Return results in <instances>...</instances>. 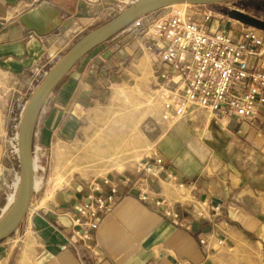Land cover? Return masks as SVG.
<instances>
[{
  "label": "crops",
  "instance_id": "1",
  "mask_svg": "<svg viewBox=\"0 0 264 264\" xmlns=\"http://www.w3.org/2000/svg\"><path fill=\"white\" fill-rule=\"evenodd\" d=\"M120 1L0 0V207L15 195L20 178L19 160L9 161L5 144L15 97L17 102L27 97L78 35L120 13L125 8ZM169 11L142 20L154 21ZM146 49L150 53L148 44ZM149 57L153 69L158 67ZM168 84L152 78L158 95L176 82ZM260 109L245 120L214 117L209 123L196 107L188 117L173 120L143 160L156 172L138 162L113 176L119 187L116 203L93 232L98 257L87 254L72 221L74 205L84 200L92 182L71 181L53 199L49 186L34 194L20 229L0 242V264H234L232 245L246 240L252 227L264 230V106ZM40 150L42 164L46 151ZM126 176L132 179L128 187L121 184ZM141 189L147 201L140 200ZM158 200L162 206L155 205ZM166 207L183 218L184 226L163 215ZM255 245L264 255V241Z\"/></svg>",
  "mask_w": 264,
  "mask_h": 264
},
{
  "label": "rangeland",
  "instance_id": "2",
  "mask_svg": "<svg viewBox=\"0 0 264 264\" xmlns=\"http://www.w3.org/2000/svg\"><path fill=\"white\" fill-rule=\"evenodd\" d=\"M126 1H120L122 7L125 6L124 9L131 5H129V1ZM207 7L224 16V19L220 21L221 23L218 22V19L213 22L214 27L215 25L227 27L233 35H238L239 27L236 25L238 24L236 21H232L227 17V12L230 9L237 8L264 19V1L229 2L208 5ZM194 10V8H191V11ZM197 11L201 12L195 13L196 16L203 20L202 10ZM117 13L112 14V17L108 18L106 22L116 17ZM151 21L143 19L139 24H135L134 22L124 29L126 31L123 30L124 32L116 34L93 49L74 66L70 73L56 87L57 93L46 104V113L41 120L39 135L41 141L39 142V147L46 151V156H44L42 164H39L45 171L43 175L44 182L34 193L35 196L38 197L43 194L44 188L49 186L51 189L49 198L53 199L55 192L68 185L71 181H88L91 183L95 179H101L106 176L108 178L113 177L118 173L130 169L132 165L142 162L149 153L155 151L157 142L168 128L171 127L173 121L166 120L163 117L164 98L163 96H158L151 85L152 78L155 81L158 80L157 75L154 74V70H158L162 66L159 64V58L153 54L156 52L148 49L149 53L146 49V44L149 47L151 42V37L149 36V29L152 26ZM90 31L78 35L70 46L46 70L50 72L66 52ZM144 53H149L148 55L153 56V60L159 66H155L153 69L151 62L149 76L147 78H137L134 66L141 61L145 55ZM166 65L167 67L170 66ZM46 75L42 73L38 81L33 83L31 87H33L34 91L28 90L27 97L23 96V99L18 102L17 97H15L9 109L5 144L10 162H14L11 150L15 134L13 123L15 114L21 110L24 104L29 102L31 96L45 79ZM119 86H126L131 90V94L135 96L136 101L139 103L148 104V101L153 102L152 107L154 109L149 111L147 117H145L139 127L140 138L143 140L138 149L123 156L124 162L121 169L107 171L104 176L101 174V171L97 170H90L89 173L82 174L74 170V165L78 161L84 160L82 146L87 142L86 136L92 135L97 127L101 130L104 129V133L107 134L108 126L106 125V120L96 119V116L101 112L107 115L110 110H114L113 112H115L121 109L123 111L129 107L128 105L125 107L123 101H118L117 105L114 103L115 88ZM113 103L115 106H113ZM235 122L238 123L239 121L235 119ZM110 123L108 124L109 127L111 126ZM145 142H148L151 148L142 146ZM63 157L66 159L65 162ZM12 170L10 171L9 179H12ZM9 186L12 187V185ZM250 230V234L247 235L246 240L239 241L231 247V249L233 248L232 256L234 264H264V255L261 249L255 245L260 239L264 241V230H256L253 227Z\"/></svg>",
  "mask_w": 264,
  "mask_h": 264
},
{
  "label": "built area",
  "instance_id": "3",
  "mask_svg": "<svg viewBox=\"0 0 264 264\" xmlns=\"http://www.w3.org/2000/svg\"><path fill=\"white\" fill-rule=\"evenodd\" d=\"M202 17L203 22H200L195 12L184 7L170 9L151 21L148 49L155 51L162 63L155 75L163 83L176 82L164 102V118L182 119L197 107L208 117L248 119L261 112L260 107L264 106V32L243 23L238 35H233L227 27L214 28L213 22L218 19L221 23L224 16L207 6H204ZM141 20H137V24ZM166 64L170 65L167 69L164 68ZM26 106L24 104L15 114L13 121L15 134L11 152L18 160L17 141ZM140 165L149 173L156 172V168L143 161ZM37 170L44 175L45 170L40 164ZM114 178L92 181L87 196L74 205L75 234L83 242L87 254L94 257H98L99 250L93 243V232L99 228L102 217L113 211L116 203L119 187ZM131 183L132 179L126 176L121 184L128 187ZM139 198L147 201L148 193L141 189ZM12 205L9 201L0 207V218ZM155 205L163 204L158 200ZM163 215L173 225L182 227L185 224L183 218L169 207L164 208Z\"/></svg>",
  "mask_w": 264,
  "mask_h": 264
},
{
  "label": "water",
  "instance_id": "4",
  "mask_svg": "<svg viewBox=\"0 0 264 264\" xmlns=\"http://www.w3.org/2000/svg\"><path fill=\"white\" fill-rule=\"evenodd\" d=\"M239 1L264 0H139L128 6L110 21L85 34L66 52L60 61L48 72L27 103L26 111L21 121L18 142L20 149V184L13 205L6 215L0 218V242L20 229L27 216L34 197V139L38 118L42 109L46 106L51 92L56 89L74 66L93 49L146 15L178 4L206 6ZM227 13L230 18L246 26L264 31V21L257 17L236 9H232Z\"/></svg>",
  "mask_w": 264,
  "mask_h": 264
},
{
  "label": "bare ground",
  "instance_id": "5",
  "mask_svg": "<svg viewBox=\"0 0 264 264\" xmlns=\"http://www.w3.org/2000/svg\"><path fill=\"white\" fill-rule=\"evenodd\" d=\"M128 1L130 5V4L136 3L139 0H127V2ZM184 7L191 10V8H196V7H201V6H190L186 4H178V5L171 6L165 9H175V8H184ZM238 10L243 12V10H240V9ZM136 23L137 22L135 21V24ZM260 31L264 32L262 30ZM134 70L136 72L137 78H147L149 76L150 70H151V60L147 53H145L141 61L137 65L134 66ZM46 74H48V72ZM154 74H155V71H154ZM126 86H122V87L119 86L115 88L116 90L114 94V103H116L117 105L118 101H123L125 103L124 106L126 107L128 105L129 107L123 111L121 109L115 112H113L114 110L112 111L110 110L108 111L107 115L101 112L96 116V119L106 120V125L108 126L107 134L104 133V129L101 130L97 127V129L94 130L92 135L89 134L86 136L87 142L86 144H83L82 146L83 152H84V160L78 161L74 165V170L82 174H87L89 173L90 170H93V171L97 170V171H101V174L104 176L107 173V171H110L112 169H121L123 167V162H124L123 156L139 148V145L141 144V141L143 140L140 138L141 134H140L139 127H140V124L145 119V117H147V114L149 113V111L154 109V107H152L153 102L148 101V104L139 103L138 101H136L135 96L131 94L132 93L131 90H129ZM170 89L172 88L166 87L165 89L161 90V92L158 95L160 97L163 96L164 102L166 98L168 97ZM56 93H57V90L54 89L51 92L50 94L51 96L49 97V99L55 96ZM114 103H113V106H115ZM45 107L42 109L39 115L38 124H37L36 131H35L34 166H33L34 193L40 187L41 183H43L44 181L43 175H40L38 173L37 166L39 164L38 154L41 152L40 150L41 148L39 147V142L41 141V137L39 136L41 123H42L41 120L43 119L46 113ZM25 111H26V108H25ZM164 114H165V107H164ZM213 118L214 117H208L209 123H211V120ZM166 120L173 121L175 119H166ZM109 123L111 124L110 127L108 125ZM210 133H212V131H210ZM19 136H20V130H19ZM19 136H18V141H17L18 148H19V143H18ZM142 146L151 148V145H149L148 142L147 143L145 142L144 145ZM19 156H20V149H19ZM63 160L64 162L66 161L64 157H63ZM20 178L18 181L17 188H19ZM103 178H107V176L102 177V179ZM56 183L59 185L57 181ZM17 191L18 189L16 190L15 195L11 198L10 203H14V200L17 195ZM31 211L32 209L30 206L28 213H30Z\"/></svg>",
  "mask_w": 264,
  "mask_h": 264
},
{
  "label": "flooded vegetation",
  "instance_id": "6",
  "mask_svg": "<svg viewBox=\"0 0 264 264\" xmlns=\"http://www.w3.org/2000/svg\"><path fill=\"white\" fill-rule=\"evenodd\" d=\"M243 12H245V11H243ZM245 13H247V12H245ZM247 14H249V13H247ZM249 15H251V16H254V15H252V14H249ZM254 17H256V16H254ZM258 18V17H257ZM260 20H262V21H264V19H262V18H259Z\"/></svg>",
  "mask_w": 264,
  "mask_h": 264
},
{
  "label": "trees",
  "instance_id": "7",
  "mask_svg": "<svg viewBox=\"0 0 264 264\" xmlns=\"http://www.w3.org/2000/svg\"><path fill=\"white\" fill-rule=\"evenodd\" d=\"M244 2H247V1H239V2H237V3H244ZM258 2H260V1H258ZM215 5V4H214ZM210 6V5H209Z\"/></svg>",
  "mask_w": 264,
  "mask_h": 264
}]
</instances>
